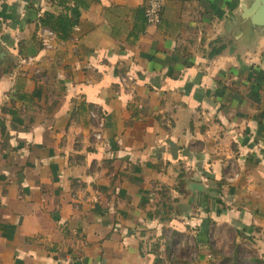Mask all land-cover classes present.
Returning <instances> with one entry per match:
<instances>
[{"label":"crops","instance_id":"1","mask_svg":"<svg viewBox=\"0 0 264 264\" xmlns=\"http://www.w3.org/2000/svg\"><path fill=\"white\" fill-rule=\"evenodd\" d=\"M146 3L0 0V264L264 259V6Z\"/></svg>","mask_w":264,"mask_h":264},{"label":"rangeland","instance_id":"2","mask_svg":"<svg viewBox=\"0 0 264 264\" xmlns=\"http://www.w3.org/2000/svg\"><path fill=\"white\" fill-rule=\"evenodd\" d=\"M212 238L213 255L210 264H264V259L253 252L255 242L228 224L216 223Z\"/></svg>","mask_w":264,"mask_h":264},{"label":"built area","instance_id":"3","mask_svg":"<svg viewBox=\"0 0 264 264\" xmlns=\"http://www.w3.org/2000/svg\"><path fill=\"white\" fill-rule=\"evenodd\" d=\"M163 0H147L145 12L150 22L159 20Z\"/></svg>","mask_w":264,"mask_h":264},{"label":"water","instance_id":"4","mask_svg":"<svg viewBox=\"0 0 264 264\" xmlns=\"http://www.w3.org/2000/svg\"><path fill=\"white\" fill-rule=\"evenodd\" d=\"M260 2L262 3L261 5L264 6V0H260ZM246 10H247V12L251 11V10H252V6H251V7H248ZM259 22H260V23H264V19H262V20L259 19ZM196 184L201 185V184H199V183H196ZM196 184H195V185H196ZM198 187H200V186H198Z\"/></svg>","mask_w":264,"mask_h":264},{"label":"trees","instance_id":"5","mask_svg":"<svg viewBox=\"0 0 264 264\" xmlns=\"http://www.w3.org/2000/svg\"><path fill=\"white\" fill-rule=\"evenodd\" d=\"M62 32L65 34V32H66V31H65V30H63Z\"/></svg>","mask_w":264,"mask_h":264}]
</instances>
